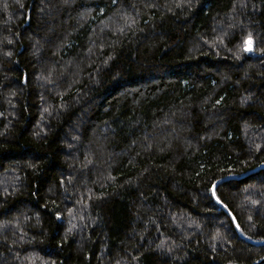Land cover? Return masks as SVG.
I'll list each match as a JSON object with an SVG mask.
<instances>
[{"label":"trees","instance_id":"obj_1","mask_svg":"<svg viewBox=\"0 0 264 264\" xmlns=\"http://www.w3.org/2000/svg\"><path fill=\"white\" fill-rule=\"evenodd\" d=\"M261 164L264 0H0V264H253Z\"/></svg>","mask_w":264,"mask_h":264},{"label":"water","instance_id":"obj_2","mask_svg":"<svg viewBox=\"0 0 264 264\" xmlns=\"http://www.w3.org/2000/svg\"><path fill=\"white\" fill-rule=\"evenodd\" d=\"M259 170H264V164H261L255 168H252L242 174H239V175H230V176H226V177H223V178H220L218 180H216L213 184H212V187H211V196H212V199L214 200V202L216 204H218L222 209L223 211L227 214V216L230 218L231 222H232V225L236 231V233L239 235L240 238H242L244 241L252 244V245H256V246H264V241H253L251 239H248L246 238L240 231V228L236 222V220L234 219L233 215L230 213V211L223 205L219 202V200L217 199L216 197V194L213 195V192H215V188L223 183V182H226V181H229V180H242L246 177H248L249 175L259 171ZM253 264H264V258H262L261 260L253 263Z\"/></svg>","mask_w":264,"mask_h":264},{"label":"snow or ice","instance_id":"obj_3","mask_svg":"<svg viewBox=\"0 0 264 264\" xmlns=\"http://www.w3.org/2000/svg\"><path fill=\"white\" fill-rule=\"evenodd\" d=\"M246 44L248 45V47H246V51H250L251 50V47H250V45H251V41H247L246 42ZM213 195H215V192H213Z\"/></svg>","mask_w":264,"mask_h":264},{"label":"rangeland","instance_id":"obj_4","mask_svg":"<svg viewBox=\"0 0 264 264\" xmlns=\"http://www.w3.org/2000/svg\"><path fill=\"white\" fill-rule=\"evenodd\" d=\"M246 47H248V45L246 44ZM246 47H245V49H246ZM249 52V51H248Z\"/></svg>","mask_w":264,"mask_h":264}]
</instances>
